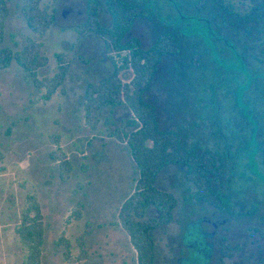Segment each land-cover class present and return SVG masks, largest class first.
<instances>
[{"label":"rangeland","instance_id":"374dc122","mask_svg":"<svg viewBox=\"0 0 264 264\" xmlns=\"http://www.w3.org/2000/svg\"><path fill=\"white\" fill-rule=\"evenodd\" d=\"M127 1L151 14L138 19L129 33L144 49L162 34L182 31L181 53L163 63L147 99L163 129L179 132L188 147L211 153L225 167L214 189L230 207L219 211L196 202V188L187 181L185 168L163 170L157 186L173 193L178 206L174 220L152 232L156 264H183L188 251L182 235L199 216L214 217L219 227L210 264H222L223 245H245L240 258L225 264H264V166L258 149L264 142V37L255 23L243 20L248 12L243 0H233L238 15L232 21L216 10L198 11L197 0ZM88 2L45 0L55 20L39 37L26 24L22 0H7L2 47L21 50L28 37L42 43L48 63L38 71L39 80L58 72L57 54H65L69 65L64 84L46 102L41 99L46 90L38 89L16 63L0 70V264H23L25 250L15 229L30 195L36 196L45 216L43 264H136V252L118 217L133 191L136 166L126 145L110 136L117 128H127L128 111L102 110L98 130L91 132L80 108L86 86L114 69L97 34L78 36ZM98 2L101 24L110 26L104 0ZM58 145L73 167L68 179L52 157ZM80 203L82 218L77 221L73 212ZM156 215L148 209L147 217ZM88 229V256L75 262L81 254L78 240ZM208 229L213 230L211 225ZM63 237L71 244V260L58 244ZM221 237L227 242L222 244Z\"/></svg>","mask_w":264,"mask_h":264},{"label":"trees","instance_id":"16d2710c","mask_svg":"<svg viewBox=\"0 0 264 264\" xmlns=\"http://www.w3.org/2000/svg\"><path fill=\"white\" fill-rule=\"evenodd\" d=\"M44 1L22 0L21 11L26 24L39 37L46 35L55 20ZM104 3L111 16V25L101 24L100 4L98 0H89L87 19L78 26L77 32L79 38L91 33L97 34L114 69L109 75L86 86L80 108L91 132L98 130L99 113L102 110L124 107L128 111L127 128H117L110 133L111 137L126 145L137 174L133 191L122 202L118 217L136 252V264H156L152 232L172 222L178 206V199L173 193L157 186L160 173L169 166L185 168L187 181L196 188L193 196L195 201L223 211L225 208L230 209L228 199L220 197L214 189V182L225 167L218 164L211 153L199 154L194 147H188L179 132L163 129L155 106L147 99V92L159 76L163 63L174 61L181 53L182 31L162 34L151 48L144 49L140 39L129 38V33L138 19L151 17L148 8L127 0H104ZM195 5L198 11L216 10L223 19L228 18L231 21L238 15L233 0H197ZM243 5L248 11L243 20L255 23L256 30L264 37V0H243ZM8 16L7 0H0V70L9 69L16 63L29 75L38 89L46 90L41 99L49 101L64 84L68 72V58L65 54H57L58 72L52 77L39 80L38 71L48 63L47 58L42 55L43 44L28 37L21 50L2 47ZM246 31L250 32L249 29ZM124 74H128L130 78L125 80ZM258 149L263 155L264 166V142ZM52 157L58 160L63 179H68L73 167L59 145ZM3 160L4 154L0 149V162ZM150 208L156 210V216L147 217ZM82 209L83 204H78L73 212L75 220L82 218ZM88 228H91L90 225ZM89 229L78 240L81 254L74 259L75 262H81L88 256L86 237L90 233ZM15 232L25 250L23 264H43L45 216L35 195L27 197L26 207ZM58 244L65 247V258L71 260L70 242L63 237ZM238 250L239 248L225 246L223 251L231 256Z\"/></svg>","mask_w":264,"mask_h":264},{"label":"flooded vegetation","instance_id":"af4514ba","mask_svg":"<svg viewBox=\"0 0 264 264\" xmlns=\"http://www.w3.org/2000/svg\"><path fill=\"white\" fill-rule=\"evenodd\" d=\"M212 226L213 230L209 231L208 227ZM219 227L214 222L212 216H199L192 222L186 225L183 235L182 242L188 251L187 256L181 258V263L189 264H210L213 257L215 247V235ZM222 244L226 243L227 240L224 237L220 238ZM228 246V245H225ZM224 245L220 251L222 264L226 261L234 260L242 256V252L245 250V245L234 246L233 248L238 249V252L233 255H227L224 250ZM191 255L193 257H191Z\"/></svg>","mask_w":264,"mask_h":264}]
</instances>
